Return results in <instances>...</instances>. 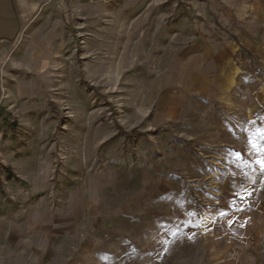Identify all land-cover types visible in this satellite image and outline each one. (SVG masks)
I'll return each mask as SVG.
<instances>
[{
    "label": "rangeland",
    "instance_id": "1",
    "mask_svg": "<svg viewBox=\"0 0 264 264\" xmlns=\"http://www.w3.org/2000/svg\"><path fill=\"white\" fill-rule=\"evenodd\" d=\"M254 5L35 0L16 34L0 17V226L31 228L46 264H264V227L233 245L218 214L236 120L189 84L190 57Z\"/></svg>",
    "mask_w": 264,
    "mask_h": 264
},
{
    "label": "crops",
    "instance_id": "2",
    "mask_svg": "<svg viewBox=\"0 0 264 264\" xmlns=\"http://www.w3.org/2000/svg\"><path fill=\"white\" fill-rule=\"evenodd\" d=\"M34 5L35 0H0V17L6 19L4 22L9 23L16 34L18 27L32 15ZM249 9L243 16L239 15L240 10L227 15L231 39L219 47L210 44L189 59L191 94L198 99L219 102L224 112L231 116L228 121L236 120L234 128L238 134H234L228 122L223 127L225 141L221 143L237 151L231 176L222 188L226 201L218 210L221 226L230 228L227 234L233 245L235 238L238 242L244 241L246 228L264 227V167L261 164L264 162V135H261L264 133V16L258 6ZM7 40L9 38L4 37L0 45L6 46ZM246 54L254 57L246 59ZM257 56L261 74L249 69L248 63L257 62ZM226 97L231 100L232 108L223 103ZM250 125L256 133L252 138H245L242 131ZM245 147L249 149L245 151ZM242 162H251L252 171L246 172ZM30 229L26 234L15 224H10L9 228L0 226V264H46V258H38L35 236ZM256 232L255 241L263 243L264 232ZM243 256V250L241 254L232 250L220 257L229 263Z\"/></svg>",
    "mask_w": 264,
    "mask_h": 264
},
{
    "label": "snow or ice",
    "instance_id": "3",
    "mask_svg": "<svg viewBox=\"0 0 264 264\" xmlns=\"http://www.w3.org/2000/svg\"><path fill=\"white\" fill-rule=\"evenodd\" d=\"M261 135H264V133H261ZM254 148H258V145H253ZM262 167H264V162H261Z\"/></svg>",
    "mask_w": 264,
    "mask_h": 264
},
{
    "label": "trees",
    "instance_id": "4",
    "mask_svg": "<svg viewBox=\"0 0 264 264\" xmlns=\"http://www.w3.org/2000/svg\"><path fill=\"white\" fill-rule=\"evenodd\" d=\"M134 135H136V133H131V134H129L128 136H129V137H133Z\"/></svg>",
    "mask_w": 264,
    "mask_h": 264
}]
</instances>
